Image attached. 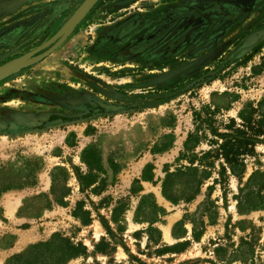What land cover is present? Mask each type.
Listing matches in <instances>:
<instances>
[{"label": "rangeland", "instance_id": "1", "mask_svg": "<svg viewBox=\"0 0 264 264\" xmlns=\"http://www.w3.org/2000/svg\"><path fill=\"white\" fill-rule=\"evenodd\" d=\"M86 2L0 0V66L28 62L0 75V184L19 186L0 198V264L33 256L31 246L54 234L88 248L67 264H131V256L147 264H264V0H96L63 39ZM247 105L252 129L239 116ZM231 118L246 136L262 131L233 165L219 156L213 131L233 135ZM190 134L200 140L193 152L184 147ZM170 139L168 150L154 152ZM91 145L107 169L97 190L79 180ZM191 159L197 175L208 176L194 199L173 204L162 181ZM148 164L154 182L132 194ZM146 193L168 212L167 244L178 242L170 232L184 220L179 241L190 242L182 252L148 245L147 224L134 222ZM79 201L91 212L88 225L73 215ZM120 202L128 207L122 229L111 221ZM103 237L115 248L110 256L94 254Z\"/></svg>", "mask_w": 264, "mask_h": 264}, {"label": "trees", "instance_id": "2", "mask_svg": "<svg viewBox=\"0 0 264 264\" xmlns=\"http://www.w3.org/2000/svg\"><path fill=\"white\" fill-rule=\"evenodd\" d=\"M261 70L262 64L253 67V73L255 74H259ZM260 105L261 103H259L258 108H260ZM249 106L250 105H247L245 109L240 112L239 116L243 120V125L252 129V125L255 123L253 114L251 115L250 113L248 116L245 115L246 108ZM254 110L256 109H252L251 112ZM258 122H261V120ZM235 125L236 120L231 118L227 127L232 129V132L234 133L233 135L223 134L217 130H213L216 132V136L222 139L221 143L217 142L218 150L220 151L219 156L223 157L225 162L231 165L238 162L242 155L252 153L254 145L257 142L256 137L262 133L261 126H258L257 128H253L252 135L246 136V133L241 132V129L233 128ZM238 134H242V136H238ZM164 138L169 139L171 138V135L166 134L164 135ZM199 142L200 140L196 135L190 134L184 143L185 150L193 152L199 145ZM172 144L173 141L171 139L165 144H161L162 146L160 148L158 147L160 144H157L154 152H164L168 150ZM250 145L252 146L251 148ZM206 155H210V152L205 153L204 157H206ZM81 159L87 167V172H79L81 185L85 188L95 185L94 190H97L105 180L102 175L107 174V169L102 163V155L99 149L94 145L88 146L83 150ZM190 162L192 163L191 166L177 169L174 172L167 171L166 176L162 181V195L166 200L173 204H176L179 200L190 201L194 199L195 196L199 194L204 179L208 176L197 175L199 168L194 166L193 159H191ZM110 167L114 174L119 170L118 164L112 159L110 160ZM222 167H224V165H222ZM153 168V164H148L143 170L141 177L134 180V184L140 185V187L139 189H136L134 185L131 188L132 194L137 195L142 190V181L154 182V174L151 172L153 171ZM184 177L185 180L176 183L177 179ZM179 185L184 187L181 194H179L180 190H178ZM18 187V185L0 184V198L4 192ZM139 197V202L135 209L134 222L147 224L145 232L147 234L148 245H160L161 248H158V251L160 252L169 251L180 253L185 250L190 240L186 239L179 241L187 234V230L184 227V220L178 221L172 228V235L175 239H178V242L174 244L162 242V233L157 224L164 223V216L168 213L166 208L156 201L155 196L152 193L142 194ZM55 200L59 203H63V200L61 199ZM256 207L259 208L261 206H254V209ZM127 209V205L120 202L112 211L111 221L117 225L118 229L124 228L123 222L125 220L124 217ZM73 215L75 218L79 219L83 225L90 224L91 212L84 208L83 201L77 202L73 210ZM179 229L182 230V233H179ZM201 234L202 231L198 232L196 229H193L192 236L195 240H199ZM114 249V246L110 245L107 239L103 237L96 244L94 254L101 253L110 256ZM31 250L35 251L33 256H26L24 253L16 254L8 258L6 264H67L74 258L88 255V248L83 243H75L71 239L60 234H54L49 241L31 246ZM131 260V264H147L145 261L135 256H131ZM95 264L100 263L96 262ZM109 264L125 263L112 260Z\"/></svg>", "mask_w": 264, "mask_h": 264}, {"label": "water", "instance_id": "3", "mask_svg": "<svg viewBox=\"0 0 264 264\" xmlns=\"http://www.w3.org/2000/svg\"><path fill=\"white\" fill-rule=\"evenodd\" d=\"M95 2H96V0H88V2H86V4L84 5L83 9L80 11V13L75 17V19L70 24V26L67 29L65 35L63 36V39L66 38L73 31V29L76 27V25L87 14V12L91 9V7L94 5ZM59 43H57L50 51L54 50V48H56ZM9 64H14V65H12V67L9 68V69L4 70L7 67V65H9ZM9 64L0 66V70L3 69L2 71H3L4 74L19 70L22 67L26 66L28 64V62H25V61L24 62H18V63L13 62V63H9Z\"/></svg>", "mask_w": 264, "mask_h": 264}, {"label": "crops", "instance_id": "4", "mask_svg": "<svg viewBox=\"0 0 264 264\" xmlns=\"http://www.w3.org/2000/svg\"><path fill=\"white\" fill-rule=\"evenodd\" d=\"M163 196V195H162ZM158 202V201H157ZM159 203V202H158ZM160 204V203H159ZM161 205V204H160ZM158 225V227L160 228V230H161V233H162V242H165V243H167L166 241V239H165V237H164V233H163V226H165L166 225V223H159V224H157ZM166 233H168V232H166ZM170 236H171V238L173 237V235H172V230H171V232H170ZM174 238V237H173Z\"/></svg>", "mask_w": 264, "mask_h": 264}, {"label": "bare ground", "instance_id": "5", "mask_svg": "<svg viewBox=\"0 0 264 264\" xmlns=\"http://www.w3.org/2000/svg\"><path fill=\"white\" fill-rule=\"evenodd\" d=\"M12 65H14V64H9V65H7V67H6L4 70L11 68V67H12ZM2 70H3V69H2ZM2 70H0V75L3 73V71H2Z\"/></svg>", "mask_w": 264, "mask_h": 264}]
</instances>
